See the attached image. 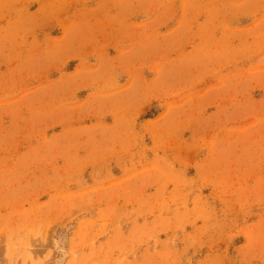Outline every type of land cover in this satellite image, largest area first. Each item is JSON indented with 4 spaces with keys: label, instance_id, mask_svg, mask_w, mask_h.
Instances as JSON below:
<instances>
[{
    "label": "rangeland",
    "instance_id": "374dc122",
    "mask_svg": "<svg viewBox=\"0 0 264 264\" xmlns=\"http://www.w3.org/2000/svg\"><path fill=\"white\" fill-rule=\"evenodd\" d=\"M0 264H264V0H0Z\"/></svg>",
    "mask_w": 264,
    "mask_h": 264
}]
</instances>
